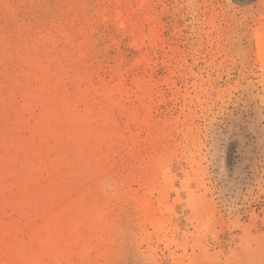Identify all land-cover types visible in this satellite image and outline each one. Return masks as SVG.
<instances>
[{
  "label": "rangeland",
  "instance_id": "rangeland-1",
  "mask_svg": "<svg viewBox=\"0 0 264 264\" xmlns=\"http://www.w3.org/2000/svg\"><path fill=\"white\" fill-rule=\"evenodd\" d=\"M0 264H264V0H0Z\"/></svg>",
  "mask_w": 264,
  "mask_h": 264
}]
</instances>
